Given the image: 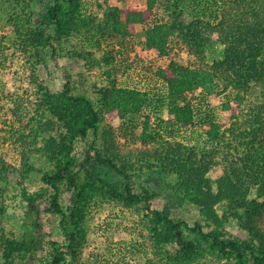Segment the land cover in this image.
<instances>
[{
	"label": "trees",
	"instance_id": "1",
	"mask_svg": "<svg viewBox=\"0 0 264 264\" xmlns=\"http://www.w3.org/2000/svg\"><path fill=\"white\" fill-rule=\"evenodd\" d=\"M120 1L123 4L121 7L110 6L103 11L102 20L97 22L99 33L111 30L128 39L134 34L136 24H145L143 47L155 48L160 55H164L169 51V43L175 35L183 36L184 42L195 44L198 50H202L204 42L198 38V27L194 25L197 21L202 23L201 28L217 33L224 44L223 56L211 65L200 61L183 64L170 60L166 66L156 69L154 74L165 85L162 93L166 107L173 115L165 122L167 128L161 135L156 129L160 124H154L151 114L145 113L146 106L151 104L152 94L146 89L118 86L116 78L111 77L114 72L112 56L103 51L101 73L107 85L97 88L100 102L107 113L114 112L122 123L127 118L142 117L139 136L142 147L133 158L130 151L120 152L113 146L112 132L103 127L102 138L104 144L109 145L108 151L105 152L104 147L97 148L93 141L86 152V160L94 159L113 169L123 177L122 187L104 184L75 169L74 142L86 137L90 130L97 132L103 116L91 97L74 93L73 65L71 71L62 65L60 89L56 93L47 89V98L52 105L48 111L57 122L63 123L65 130L60 131L58 138L49 135L40 148L34 146L36 133L32 137L29 134L32 130L26 132L28 152L42 154L47 164L40 175L39 190L20 191V201L29 206L21 211L19 233L6 229L3 218L10 211L6 201H0V264H27L37 252L35 202L48 191L49 211L58 215L67 243L57 246L54 242L53 249L40 259L44 260L43 264H64L68 255L77 257L85 236L83 222L86 210L98 192L113 196L122 208L140 209L138 212L146 219L144 224L148 226L152 246L161 260L168 264H264V200L260 201L264 198V113L262 115L256 108L246 114L240 107L242 91L247 90L250 82L264 85V0H238L241 2L238 9L241 6L243 11L238 15L228 10L226 13L219 11L215 25L197 15L191 24L183 22L182 9L177 11V8L185 6L188 9L196 4L195 0H174L170 5L171 18L165 20L154 19L155 0H145L144 7H138L135 0ZM233 1L226 0L235 4L236 1ZM224 3L225 0L222 7ZM78 9L80 0H54L47 7L44 18L52 26L55 39H65L71 30L80 28L83 23L86 27L91 25L87 16H91L93 21V15L82 14ZM30 33L32 43L38 42L42 36L41 30L30 29ZM99 43L96 39V45ZM86 55H90L86 49L73 51L72 63L75 65ZM220 79L227 80L226 86L235 90L237 107L232 108L228 102H223L231 110L230 120L219 122L211 119L200 134L199 141L180 140L176 133L179 129L194 126L197 104L205 102L216 92V81ZM52 96L55 100L51 99ZM52 128V123L47 122L39 127V133ZM21 131L20 138L26 134ZM157 137L161 139L157 140ZM28 159L25 153V165ZM116 159L122 162L121 166L117 165ZM216 164L221 166L222 174L211 179L207 174ZM143 165L170 177L173 192L180 196V200L196 207L201 221L189 224L185 219L171 215L166 207L153 208L154 193L147 188H136L132 177L133 171ZM12 172L20 174L24 169H18L0 154V185L4 177ZM64 186L72 189L71 202L66 209L60 203ZM252 190L255 196L249 197ZM5 194L4 188L0 189V198ZM229 219L236 220L245 237L226 235L225 224ZM184 228L190 231V237H179ZM141 246L142 242L139 243ZM142 253L147 254L145 249Z\"/></svg>",
	"mask_w": 264,
	"mask_h": 264
},
{
	"label": "rangeland",
	"instance_id": "2",
	"mask_svg": "<svg viewBox=\"0 0 264 264\" xmlns=\"http://www.w3.org/2000/svg\"><path fill=\"white\" fill-rule=\"evenodd\" d=\"M173 1L155 0L154 19L171 18L170 5ZM195 1L196 4L189 6L188 9L185 6L177 8V11L182 9L183 17L181 18L185 24H191L194 16L197 15L215 25L219 11L226 13L228 10L237 15L243 11L241 6L238 9V5L241 4L238 0H235V4L227 3L225 0L224 7H222L223 0ZM53 2L54 0H0V154L18 169H24V172L20 174L14 172L7 174L0 185V189L4 188L6 193L0 201L5 200L9 207L8 211H10L5 214L3 221L6 222V229L13 233L20 232L18 224L21 211L29 206L20 201V191L37 190L41 185L42 169L47 164L42 154L28 152L26 132L32 130L29 133L32 137L36 133V145L34 146L40 148L49 135L58 138L60 131L65 130L63 123L57 122L55 116L48 111V107L52 105L47 98V89L55 93L60 89L62 65H66L70 71L73 65L75 70L71 72L75 77L73 82L76 84L74 93H82L91 97L96 109L103 116L97 132L90 130L86 137L74 142L73 153L77 157L75 169H79L83 175L88 173L104 184L122 187L123 177L121 175L97 163L94 159L86 160V152L93 141L97 148L104 147V151H108L109 145L104 144L102 138L103 127L112 132L111 141L114 148L119 149L120 152L130 151L133 158L138 153V149L142 147L139 141L142 117L127 118L122 123L114 112L107 113L100 102L97 88L107 85L106 78L101 73L102 65H104L103 51L109 52L112 56L114 72L111 77L116 78L118 86L146 89L152 94L151 104L146 106L145 113L151 114L154 124H160L156 129L161 135L167 128L165 122L172 119L173 115L166 107L167 102L162 93L165 91V85L154 74L156 69L166 66L170 60L183 64L200 61L211 65L223 56L224 44L217 33L201 28L202 23L197 21L194 25L198 27V38L204 42L202 50H198L195 44L184 42L183 36L175 35L169 43L171 45L169 51L164 55H160L155 48L143 47L145 24H136L134 34L128 39H123L120 33H113L111 30H106L103 34L99 33L97 22L102 20L103 11L110 6L121 7L123 4L120 0H80L78 10L82 14L93 15L94 22L91 21V16H87L91 25L86 27L83 23L80 28L71 30L65 39L59 41L54 38L53 28L44 18L47 7ZM135 4L138 7H144L145 0H135ZM245 4L243 7L246 8ZM120 17L123 19L122 13ZM30 29L42 31L38 42H31ZM48 35L50 37L47 41ZM96 39H99V45H96ZM85 49L90 55H86L74 65L71 59L72 52L75 50L82 52ZM226 85H228L227 80H217L216 92L208 96L205 102L198 100L199 104H197L194 115L195 124L189 128L179 129L176 134L180 140L186 138L191 142L199 141L200 134L205 127H208L211 119L219 122L230 120L231 110L226 108L223 102L226 101L229 106L235 108L237 101L234 97L235 90ZM242 94L243 101L240 103L242 113L249 114L251 110L259 108L263 115L264 85L252 81L247 90L242 91ZM51 99L55 100L53 96ZM47 122L50 125L52 123L53 128L40 134L39 127H43ZM20 130L26 133L22 138L19 136ZM107 141L109 142L110 139ZM25 153H27V159L29 156L27 165L23 161ZM116 163L119 166L122 164L119 159H116ZM221 174L222 168L216 164L207 176L216 179ZM132 177L136 188H147L154 193L153 208L166 207L171 215L183 218L189 224H193L195 220L201 221L196 207L186 203L185 200H180V196L173 192L170 177H166L155 168H147L145 165L135 169ZM62 189L60 203L66 209L71 202L72 189L65 186ZM49 193V191L46 192L35 202V233L38 250L29 258L27 264H43L44 260L40 259L53 249L54 242L57 246L67 243V237L59 226L58 215L49 211ZM254 196L255 191L252 190L249 197ZM262 200L264 198H260V201ZM138 210L140 209L122 208L113 196L98 192L86 210L83 222L85 231L83 245L77 257L73 258L68 255L64 264H168L161 260L160 254L152 246V237L148 235V226L144 224L146 219ZM141 221L143 224H140ZM225 231L229 237H245L246 235L234 219L226 222ZM178 235L184 238L190 237L191 233L184 228ZM140 242H142L141 247H139ZM143 249L146 250V256L142 253Z\"/></svg>",
	"mask_w": 264,
	"mask_h": 264
},
{
	"label": "built area",
	"instance_id": "3",
	"mask_svg": "<svg viewBox=\"0 0 264 264\" xmlns=\"http://www.w3.org/2000/svg\"><path fill=\"white\" fill-rule=\"evenodd\" d=\"M155 110V109H154ZM153 113H155V111L153 112ZM154 115V114H153Z\"/></svg>",
	"mask_w": 264,
	"mask_h": 264
}]
</instances>
